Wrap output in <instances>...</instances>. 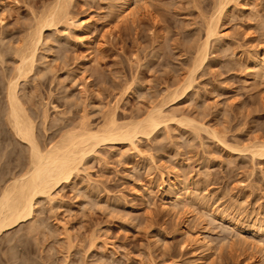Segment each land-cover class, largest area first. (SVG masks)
<instances>
[{"label": "rangeland", "instance_id": "rangeland-1", "mask_svg": "<svg viewBox=\"0 0 264 264\" xmlns=\"http://www.w3.org/2000/svg\"><path fill=\"white\" fill-rule=\"evenodd\" d=\"M121 1L0 0V129L9 130L5 82L48 14L17 88L39 144L111 117L137 120L157 105L199 125L169 121L134 149L98 144L51 202L39 196L31 219L0 234V264H196L204 253L202 264H260L264 156L251 145L264 142V0H221L217 33L195 69L220 0H129L127 16ZM73 17L86 23L82 34ZM190 72L185 92L166 96ZM11 135L3 153L13 154L0 153V164L12 155L19 168L27 149ZM170 179L189 195L183 208L169 200ZM201 230L209 253L193 240Z\"/></svg>", "mask_w": 264, "mask_h": 264}, {"label": "bare ground", "instance_id": "bare-ground-1", "mask_svg": "<svg viewBox=\"0 0 264 264\" xmlns=\"http://www.w3.org/2000/svg\"><path fill=\"white\" fill-rule=\"evenodd\" d=\"M121 2L122 4L120 6V12L123 14V16L133 13L130 9L132 6H130L129 0H122ZM217 5L218 6L214 13V15H216L214 19L210 18V20H208L205 28V39L200 44V46H198L197 52L194 56L192 62L194 69L205 61L207 55V42L210 37L216 35L217 33V22L219 21V16H221L225 8L221 0ZM50 13L52 14V12ZM48 15V19L46 17L45 19L52 22L53 19H51V16L53 18V15ZM47 20H44V23L41 21L43 24H40L39 26L37 25L38 28L36 32L27 37V44L24 45L23 48L21 47V50L19 48L20 51L17 57V64L15 65L14 71L12 74H10L5 82V124L9 130H6L4 126L0 129V153L2 154V158L4 157V154L5 156L13 154V150H10L11 148L9 149L11 152L8 150L6 153H3L5 152V150L3 151V147L6 149V146L3 145V141H5V138H7L8 134H12L11 136H14L21 143L25 144L27 155L25 161L21 162V164L19 163L21 165L19 168L17 163L19 161L15 162L13 158L11 159L10 156L12 155H10L8 157L9 159L7 160L10 163L12 162L11 164L8 162L9 165L15 163L13 164L14 166H8V163L3 164L4 161L6 162V160L0 164V166H6L7 164L8 167L6 168L9 169L8 173L6 168H0H4V170H2H6V172L9 174V178H7L8 176H4V173H1L3 177L0 176V183H3L2 185L0 184V234L13 226L31 219L33 217V207L39 196L45 197L48 199V201L50 200L49 202H51V200L54 198V193L57 191L56 189L60 188L61 185L63 186L64 183L68 184L74 177L78 175V173H80L86 154L92 152L98 144L104 142H108L112 145L124 143L131 145L133 147L131 148L134 149L136 148L134 143L137 139L141 137L147 138L149 134L154 132L159 126L164 127L169 121L178 123L181 121H187L189 125H199L196 120L191 118L180 117L177 119L175 113H170L169 115L167 113L165 114V112H163L160 107L161 105H157L155 108L150 109V111L144 117L141 116L142 118L139 117L140 119L137 118V120L134 119L133 121L126 123H117L116 120L111 117L107 120L106 124L102 128L95 131L83 129L84 127H80L79 129L75 128L74 130H70L62 134L58 140L53 143L39 144L34 132V126L28 116V113L26 112V109L23 106L22 101L20 100L21 98L18 95L17 88L19 79L25 78L32 69L37 46L40 43L43 35L42 29L45 25L51 23L49 21L45 22ZM69 20L70 24H76L78 34H82L86 26L84 20L78 17H73ZM15 55H17V53H15ZM260 62L263 63L264 68V57ZM192 79L193 78L191 77L190 72V76L188 78L179 81L175 88L168 89L166 96L171 97L173 100L177 95L184 93L185 90L191 85ZM196 128L198 127L196 126ZM215 135L212 134L213 137ZM251 147L253 149L252 152L254 156H264V142L260 141L253 143ZM136 150L137 149H135V151ZM2 158L0 157V161L6 159L7 157L3 159ZM14 159H16V157ZM14 167L18 170L15 171ZM2 170L0 171L3 172ZM4 177L7 179L4 180ZM174 182L171 180L170 187L174 191V194L172 198H169V200L173 206H176L177 208H183L186 206L185 204H187L186 201H189L188 198V200H186V196L189 195H182V193H185H181V189L178 191ZM190 201L192 202L193 200ZM203 234L204 233L202 230L199 231L193 240L196 244H199L200 247H203V251H211V243H209L210 241H208V239H206ZM262 235H264V232L260 234V236ZM262 239L259 238L257 241L255 240L256 242L254 245L258 250L257 253H259L258 257L260 264H264V241ZM204 254L203 256H205ZM202 257L198 256L196 260L199 262L195 261L197 262L196 264H202Z\"/></svg>", "mask_w": 264, "mask_h": 264}]
</instances>
